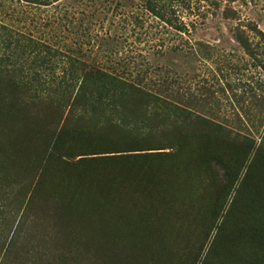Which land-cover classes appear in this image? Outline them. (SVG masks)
<instances>
[{"label": "rangeland", "instance_id": "obj_1", "mask_svg": "<svg viewBox=\"0 0 264 264\" xmlns=\"http://www.w3.org/2000/svg\"><path fill=\"white\" fill-rule=\"evenodd\" d=\"M0 264H264V0H0Z\"/></svg>", "mask_w": 264, "mask_h": 264}]
</instances>
